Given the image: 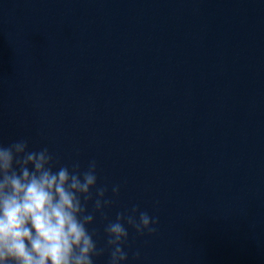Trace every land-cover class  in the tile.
Here are the masks:
<instances>
[{"label":"water","instance_id":"1","mask_svg":"<svg viewBox=\"0 0 264 264\" xmlns=\"http://www.w3.org/2000/svg\"><path fill=\"white\" fill-rule=\"evenodd\" d=\"M19 139L95 160L109 220L158 218L125 224L127 264H264V0H0V144Z\"/></svg>","mask_w":264,"mask_h":264},{"label":"clouds","instance_id":"2","mask_svg":"<svg viewBox=\"0 0 264 264\" xmlns=\"http://www.w3.org/2000/svg\"><path fill=\"white\" fill-rule=\"evenodd\" d=\"M96 170L95 160L86 170L78 161L59 166L47 147L30 150L26 139L0 144V264H96L106 250L108 264H127L125 224L143 235L155 233L159 221L136 206L109 220L105 209L113 201ZM119 191L111 186L113 195ZM97 214L107 221L106 248L89 230Z\"/></svg>","mask_w":264,"mask_h":264}]
</instances>
